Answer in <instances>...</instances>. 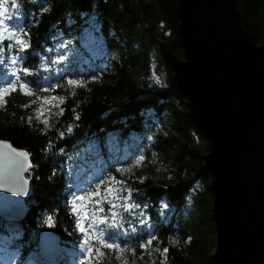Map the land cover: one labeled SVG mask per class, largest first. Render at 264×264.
<instances>
[{
	"label": "trees",
	"instance_id": "1",
	"mask_svg": "<svg viewBox=\"0 0 264 264\" xmlns=\"http://www.w3.org/2000/svg\"><path fill=\"white\" fill-rule=\"evenodd\" d=\"M12 1L22 7L20 26L30 47L18 53L9 41L0 43V60L17 59L10 82L0 80V89L15 80L13 73L20 69L22 82L35 94L14 92L7 97L0 106V139L29 152L33 170L28 179L34 192L27 201V217L20 223L0 219V234L18 231L19 238L10 247L21 259L37 258L39 233L50 229L59 237L62 253L52 264H64V250L82 242L69 209L75 193L70 157L82 153L80 140L86 144L89 134L93 135L89 146L104 157L102 177L110 183L115 176L123 182L116 184H124V192L130 187L134 197L130 199L134 206L123 211L117 232L104 230V241L119 248L101 249L104 254L98 260L93 255L96 264H213V199L204 171L209 145L190 119L186 98L173 82L160 49V42L166 43L183 58L178 0ZM235 2L244 29L255 44H262L264 0ZM93 15L108 58L104 67L99 61L85 72L78 64L59 76L42 69L46 48L51 44L55 48L60 40L77 46L83 22ZM44 78L55 80L54 86L44 87ZM68 79L83 85H68ZM43 96H62L64 102L45 105L43 117L37 119L38 97ZM110 142L120 149L132 143L133 148L126 158L111 160ZM49 215L55 222L52 228L43 224ZM91 246L100 247L97 240Z\"/></svg>",
	"mask_w": 264,
	"mask_h": 264
},
{
	"label": "water",
	"instance_id": "2",
	"mask_svg": "<svg viewBox=\"0 0 264 264\" xmlns=\"http://www.w3.org/2000/svg\"><path fill=\"white\" fill-rule=\"evenodd\" d=\"M178 14L183 58L166 43L160 49L209 145L204 171L213 199V264H264V42L255 44L246 32L235 0H178ZM5 143L11 144L0 139V171L7 165ZM29 163L26 179L31 157ZM28 181L25 196L0 187L1 219L27 217ZM58 242L56 234L42 231L41 255H56Z\"/></svg>",
	"mask_w": 264,
	"mask_h": 264
},
{
	"label": "rangeland",
	"instance_id": "3",
	"mask_svg": "<svg viewBox=\"0 0 264 264\" xmlns=\"http://www.w3.org/2000/svg\"><path fill=\"white\" fill-rule=\"evenodd\" d=\"M21 12V5L14 3L12 0H0V16L5 17L7 24L12 30L22 31L20 26L22 19ZM5 13H7V15H5ZM81 29L80 36L76 38L77 46L72 42L60 40L55 43V48H52L54 46L53 44L50 46L51 49L46 48V59L43 60L42 69L49 74L54 73L56 76H59L65 71H72L70 67L78 64L81 67H85V72L89 71L91 66H94L99 61H102L100 67H104L105 64L103 63H107L108 58L105 55L106 50L104 49L103 40L100 37L97 18L94 15L88 17L83 22ZM61 56L64 57L62 61L59 60ZM16 63L17 59L15 58H8L6 60L2 58L0 60V68L2 69L1 72L4 73L3 77H0V79L9 78L12 72L11 70ZM44 82V87L53 86V84H51V79L44 78ZM131 148H133L132 143L125 145L122 149H120L116 144L110 142L107 152L108 158L111 160L117 159L120 156L126 158L129 155ZM99 153L100 151L96 147H88L87 149H84L81 154L72 159L75 164L74 168L72 167L71 169L72 182L75 187V192L78 193V197L80 195H84L85 200L77 201L75 199L73 201L72 198L69 209L71 208L72 211V205L74 203L81 204L82 210L88 212L89 214V220L86 221V223H90V231L94 234H99V236H101L100 238L105 240L106 237L104 235V229L109 228L114 233L117 232L119 226L123 225L122 213L125 210H129V208L125 209V201L122 199L123 196L127 195V191L124 192L123 190L124 184H110L102 177V172L105 168V161L104 157ZM102 186L105 187L101 189ZM109 186L116 190L113 195H109L106 191ZM97 188H99L100 195L98 197L90 198L88 196V192H95L97 191ZM113 196H116L117 198L114 199ZM132 198L134 197L132 196ZM97 200L100 201L99 204L96 203ZM27 201L28 199L26 200V203ZM108 201H111L112 204L117 206L111 210L119 213V216L117 217L118 223H109L107 221L98 220L100 216H108L111 219V211H109L111 204H109ZM127 203H130V200L127 201ZM99 208H104V212H100L98 210ZM93 217L96 219H93ZM7 234H9L8 239L0 235V264H48L51 260H53V257H42L38 261L31 257L26 260H20L19 252L9 249L11 239L18 238L20 233L18 231H8ZM79 235L83 239V234L80 231ZM215 244L216 241L211 254L212 258L216 251ZM66 254L67 258L65 262L67 264H80L85 258L86 250L85 247H82L81 243L79 246L75 245V249H68Z\"/></svg>",
	"mask_w": 264,
	"mask_h": 264
},
{
	"label": "snow or ice",
	"instance_id": "4",
	"mask_svg": "<svg viewBox=\"0 0 264 264\" xmlns=\"http://www.w3.org/2000/svg\"><path fill=\"white\" fill-rule=\"evenodd\" d=\"M18 7V5H17ZM7 15V13H5ZM10 18V17H9ZM24 31H16L12 30L10 26L7 24L5 17L0 16V43L7 40L9 41V44L11 46H15L18 53H25L26 50L30 47L28 40H26L24 37ZM64 59L63 56L59 58L60 61ZM15 62V61H14ZM21 70L17 69L13 75L15 76V80H13L11 83H8L5 87L0 89V97L3 98L2 105L6 103L7 97L14 93L19 92L23 94L26 97H31L35 93L31 90L28 84L22 82V79L19 75V72ZM24 72H28V69H23ZM154 79H156L154 77ZM157 83H159V80H156ZM68 85H74L77 87H80L83 85V82L76 79H68L67 80ZM44 91H48V89H44ZM38 99L41 101V106L36 110L37 119H40L43 117L45 112V105L50 104L53 101L59 100L61 103L64 102V97L62 96H43L38 97ZM27 107V105L25 106ZM61 112L64 111V108L60 109ZM76 119H79V115H76ZM43 123L47 125L48 121L47 119L43 120ZM68 131H71V128L68 129ZM63 135V133L61 134ZM51 147V145H49ZM3 148L6 150L3 153V158L7 161L6 169L4 171H0V187L7 185V187L4 189L5 191L12 192L16 196H25L28 192V179L24 177V173L29 171L31 168V164L29 163V157L30 154L28 151H19L17 148L13 147L11 144L5 143ZM155 155V154H154ZM144 157H140V160L142 161ZM119 171V169H117ZM102 182V181H101ZM116 183H123L122 181H117L115 176L111 178L110 184H116ZM107 193L109 195H113L116 191L113 187L109 186L106 189ZM127 195L123 196L122 199L125 201L124 207L125 209L131 208L134 205L131 203H127L132 198L133 190L129 187L126 189ZM100 195L99 188H97V191L95 192H89L88 196L91 197H98ZM113 198H117L116 196H113ZM77 201H84L85 196L80 195L76 198ZM97 204L100 203L99 200L96 201ZM109 204H111V208L109 211H111V219L108 216H100L98 218L99 221H107L109 223H118L117 217L119 216V213L116 211H112L111 209L116 208L117 206L115 204H112L111 201H108ZM164 207H167V205H164ZM100 212H104V208L98 209ZM72 211L74 216L76 217V227L78 231H80L83 234V240H82V247H85L86 254L84 258L83 264H96V261L93 260V255L95 254L97 260L99 257H101L104 253L101 251V249H110V250H117L119 247L112 243H107L104 240L100 239L99 237L93 235V233L90 231L91 225L90 223H86V221L89 220V214L86 211L82 210V205L79 203H74L72 205ZM93 219H96L93 217ZM43 224L46 225L48 228L54 227V219L53 216H46V218L43 220ZM93 240H97L100 247L99 248H93L91 246V242ZM150 243V242H149ZM145 247V246H142ZM169 249H165L164 253H168ZM119 258V254H118ZM127 264V262H125Z\"/></svg>",
	"mask_w": 264,
	"mask_h": 264
},
{
	"label": "bare ground",
	"instance_id": "5",
	"mask_svg": "<svg viewBox=\"0 0 264 264\" xmlns=\"http://www.w3.org/2000/svg\"><path fill=\"white\" fill-rule=\"evenodd\" d=\"M22 15H23V12H21V18H22ZM29 54H33V51H30L29 52ZM38 58H41V56L40 57H38ZM56 81L55 80H52V82H51V84H53V86H54V83H55ZM48 87H52V86H48ZM47 87V88H48ZM85 137H86V140H88V142L85 144V143H83V141L82 140H80V145H82V148H81V151H83L84 149H87L88 147H90L89 145L91 144V140H92V137H93V135H89V134H87V135H85ZM77 145H78V142L77 143H75L71 148H70V150H75L76 149V147H77ZM14 147V146H13ZM16 148V147H15ZM18 149V148H17ZM75 155H77V154H75ZM78 156V155H77ZM70 159H71V169H72V167L74 168V166H75V164L73 163V161H72V159H74V157L73 156H71L70 157ZM56 163H58V162H56ZM62 253H61V251H58L57 253H56V259H60V255H61Z\"/></svg>",
	"mask_w": 264,
	"mask_h": 264
}]
</instances>
